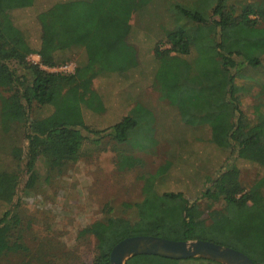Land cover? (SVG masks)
Masks as SVG:
<instances>
[{"label":"trees","instance_id":"16d2710c","mask_svg":"<svg viewBox=\"0 0 264 264\" xmlns=\"http://www.w3.org/2000/svg\"><path fill=\"white\" fill-rule=\"evenodd\" d=\"M152 1L72 0L54 4L38 16L41 46L35 51L10 14L14 8L32 6L34 0H0V91L9 93L0 98L1 124L5 131L12 125L22 128L27 144L25 173L30 175V181L42 158L52 168H59L77 163L87 140L97 143L109 137L128 144L140 131L141 120L135 115L94 131L85 123L83 110L97 113L103 109L101 98L92 89L95 79L123 74L138 66L136 48L128 41L130 21ZM174 8L177 25L167 38L174 45L172 51L192 61L177 73L182 85L174 83L175 78L171 80L170 76L177 74L171 72L168 62L164 63L158 76L164 97L184 113V124L209 126L212 143L229 150L231 156L258 165L263 174L246 189L239 168L231 164L211 180L199 201L193 203L183 193H160L146 185L149 191L145 189L144 200L137 204V222L131 226H97L105 232L95 231L104 240L94 264H111L113 247L128 237L139 236V227L149 236L212 241L243 252L255 264H264V104L257 100L264 96V84L256 95L254 123L245 119L238 85L246 70L264 69V0L241 6L229 4V0H197L193 6ZM75 48L84 50L86 61L77 65L73 74L49 70L62 64L61 56ZM170 52L156 49L155 55L165 59ZM34 54L40 61L30 64L28 58ZM34 104L49 106L52 113L29 118L28 110ZM124 159L122 170L132 168L136 162L133 157ZM18 182V174L0 171V202L12 204ZM204 199L220 202L223 207L203 218ZM19 224V216L11 209L0 218V259L11 254L26 257L30 251L14 235ZM103 243L109 244L107 251H103ZM179 262L137 255L126 264Z\"/></svg>","mask_w":264,"mask_h":264},{"label":"rangeland","instance_id":"374dc122","mask_svg":"<svg viewBox=\"0 0 264 264\" xmlns=\"http://www.w3.org/2000/svg\"><path fill=\"white\" fill-rule=\"evenodd\" d=\"M67 1L72 0H34L32 6L10 12L13 23L35 51L41 46L38 16L54 4ZM196 2L153 0L136 12L130 21L128 41L136 48L138 66L123 74L101 76L93 81L92 89L101 98L103 109L97 113L84 109L85 123L94 131H101L135 115L141 120V129L130 143L119 144L109 137L97 143L87 140L77 163L52 168L42 158L30 181V175L25 173L24 132L20 125H12L8 131L3 129L0 100V171L20 176L12 204L0 202V218L7 209L19 216L20 224L14 235L30 250L26 257L7 255L0 259V264H94L104 240L95 231L105 232L97 226L124 223L131 226L137 222V204L144 200L147 186L160 193H183L193 203L199 201L211 180L231 164L239 168L246 189L262 177L258 165L231 156L229 150L212 143L209 126L196 128L184 124L181 118L184 113L164 97L158 81L164 63L168 62L171 72L177 74L192 61L191 57L172 51L174 45L167 38L177 25L174 7L193 6ZM259 2L229 0L235 6ZM262 22L264 26V19ZM156 49L171 52L165 60L156 57ZM61 59L62 64L49 70L73 74L77 65L86 61V55L83 49L75 48ZM28 61L37 64L40 57L34 54ZM179 77L180 74L170 76L172 81L175 78L174 83L181 84ZM263 84L264 69L246 70L238 80L240 107L249 123L256 121L254 105ZM2 96L8 97L9 93L0 91ZM186 99H183V110ZM257 100L264 104V96ZM51 113L49 106L36 104L28 110L29 118ZM127 156L136 162L132 168L122 170ZM222 207L220 202L202 200L203 218ZM136 231L138 235L146 234L141 227ZM109 247L103 243V251ZM207 261L213 260L189 258L178 264H208Z\"/></svg>","mask_w":264,"mask_h":264},{"label":"water","instance_id":"95a60500","mask_svg":"<svg viewBox=\"0 0 264 264\" xmlns=\"http://www.w3.org/2000/svg\"><path fill=\"white\" fill-rule=\"evenodd\" d=\"M137 255L160 256L174 260L203 258L223 264H255L243 252L211 241H174L157 236H131L115 245L110 253L111 264H126Z\"/></svg>","mask_w":264,"mask_h":264}]
</instances>
